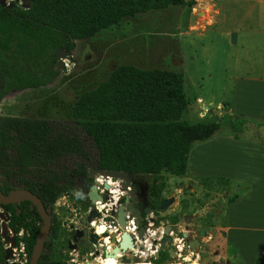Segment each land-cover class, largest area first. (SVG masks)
Wrapping results in <instances>:
<instances>
[{
    "label": "trees",
    "instance_id": "16d2710c",
    "mask_svg": "<svg viewBox=\"0 0 264 264\" xmlns=\"http://www.w3.org/2000/svg\"><path fill=\"white\" fill-rule=\"evenodd\" d=\"M16 1L11 0L10 8L0 5V100L10 91L49 84L56 75L52 69L56 50L68 53L74 40L89 38L123 17L184 2L29 0V7L23 9ZM186 104L181 72L118 64L104 80L75 96L70 117L76 128L48 119L0 115V143L3 135L6 146L14 148L3 158L0 155V160L19 167L28 183V173L40 166L39 161L70 152L85 153L79 135L83 132L96 149L101 166L183 176L191 147L220 133L223 125L205 116L195 122L181 120ZM233 117L224 126L229 135L239 139L248 120ZM251 123L264 127V123ZM250 139L264 144V134ZM41 183L46 184L45 201L52 203L60 194L59 184L54 177ZM235 187L238 191L246 188ZM33 238L25 240L27 259ZM3 262L0 247V264ZM36 264H43L42 256ZM253 264H264V247Z\"/></svg>",
    "mask_w": 264,
    "mask_h": 264
},
{
    "label": "flooded vegetation",
    "instance_id": "af4514ba",
    "mask_svg": "<svg viewBox=\"0 0 264 264\" xmlns=\"http://www.w3.org/2000/svg\"><path fill=\"white\" fill-rule=\"evenodd\" d=\"M2 138L1 158L14 151ZM80 139L85 153L70 152L39 161L40 166L28 173V183L19 167L0 160L1 195L28 191L47 215L49 225L39 254L43 264H198L203 258L206 264L220 262L214 258L218 252L211 247L213 235L208 231L218 220L192 187L167 173L101 166L91 140L92 150L86 152L82 136ZM99 169L124 172L125 176L106 175ZM51 177L59 184L60 194L47 203L43 197L46 184L41 182L48 183ZM190 198L194 201L188 206ZM166 199L171 201L162 206ZM186 207L189 209L181 212ZM1 225L13 239L10 246L0 234L3 264L27 263L25 240L33 235L34 243L42 225L36 205L26 199L0 202ZM219 234L224 236L221 229ZM124 237L129 245L122 246ZM232 253L220 264H241L235 249ZM19 255L22 261H18Z\"/></svg>",
    "mask_w": 264,
    "mask_h": 264
},
{
    "label": "rangeland",
    "instance_id": "374dc122",
    "mask_svg": "<svg viewBox=\"0 0 264 264\" xmlns=\"http://www.w3.org/2000/svg\"><path fill=\"white\" fill-rule=\"evenodd\" d=\"M16 3L20 4L21 0ZM208 4L220 14L213 13ZM209 13L213 23L201 30ZM222 13H228V17L230 13H264V0H184L182 4H169L164 8L123 17L89 38L74 40L73 48L65 52L63 67L56 71L49 84L10 91L3 96L0 115L48 119L76 128L70 117L75 96L104 80L116 65L132 64L144 69L181 72L187 104L180 119L195 122L201 115L211 117L214 121L220 120L223 125L219 131L228 134L224 123L231 121L235 114L223 113L219 116L215 111L218 110L216 104L225 106L231 95V44L234 37L229 28L236 24L228 17L224 18ZM223 105L220 106L221 111L225 110ZM246 122L240 136L250 139L252 132ZM259 130V134H264V127L260 126ZM80 136L86 152H91L89 137L83 132ZM214 148L205 150H209L216 161ZM199 158L202 160L201 152L192 159L198 161ZM200 164L206 167L203 161ZM177 180L192 187L196 196L214 211L212 215L218 220V225L208 231L213 235L211 247L218 252L214 258L222 262L226 255L233 254L234 248L226 245L224 236L219 234L220 229L224 232L221 212L225 200L239 192L238 189L234 183L220 178H195L184 174ZM177 200L178 197L175 198ZM193 201L190 198L188 206ZM172 208L178 209V206L172 205ZM188 209L183 208L181 212ZM18 261H22L21 255Z\"/></svg>",
    "mask_w": 264,
    "mask_h": 264
},
{
    "label": "crops",
    "instance_id": "0c3cea01",
    "mask_svg": "<svg viewBox=\"0 0 264 264\" xmlns=\"http://www.w3.org/2000/svg\"><path fill=\"white\" fill-rule=\"evenodd\" d=\"M208 5L213 13L220 14ZM222 14L228 17V13ZM228 20L236 24L229 28L234 37L231 44L232 89L228 103L216 105L219 110L223 105L232 114L248 121L264 123V13H230ZM212 23L209 13L201 30ZM210 147L217 149L214 148L216 161L210 151L205 150ZM200 152L202 160L194 161L193 156ZM185 175L220 178L246 186L232 200H225L221 223L226 245L236 250L241 264H253L260 248L264 247V144L217 133L191 147Z\"/></svg>",
    "mask_w": 264,
    "mask_h": 264
},
{
    "label": "water",
    "instance_id": "95a60500",
    "mask_svg": "<svg viewBox=\"0 0 264 264\" xmlns=\"http://www.w3.org/2000/svg\"><path fill=\"white\" fill-rule=\"evenodd\" d=\"M29 4H30L29 0H21L20 7L23 9H26L29 7ZM0 5L3 7H6V8H10L12 6V2L10 0H8V1L0 0ZM72 44L74 45V42ZM55 56H56V60L52 66V69L54 71H58L64 65L63 57L65 56V51L63 49H58L55 52ZM223 113L231 114V110L225 109V110L221 111L218 109L215 111V114H218L219 116H221ZM246 126L251 130L252 135L259 134V128L256 125H254L253 123L247 121ZM259 135H262V134L260 133ZM99 171L102 172L103 174L110 175V176H121V177L125 176L124 172H119V171H114V170L99 169ZM89 172H91V170ZM22 199H26V200H29L32 203H34L36 205V208H37L39 215L42 218V225L39 228L38 234L36 235L35 241H34L33 246H32V250H31L30 255H29V259L26 263V264H36L38 257H39V254H40V251H41V248H42L43 239H44L45 234L47 233V228L49 225L47 215L45 214L40 201L34 195H32L30 192L25 191V190H12V191L8 192V194L6 196H2L0 193V202H4V203L17 202V201L22 200ZM170 201H171V199L164 200V204L162 206H166ZM5 233H6V228L3 225H1V227H0L1 236L5 240L9 241L10 246H13V239L8 238L5 235ZM126 245H129V241H128L127 237H124L122 246H126ZM8 254H9V251H6L5 255H4L5 259L7 258ZM198 264H206V258H203Z\"/></svg>",
    "mask_w": 264,
    "mask_h": 264
},
{
    "label": "bare ground",
    "instance_id": "6f19581e",
    "mask_svg": "<svg viewBox=\"0 0 264 264\" xmlns=\"http://www.w3.org/2000/svg\"><path fill=\"white\" fill-rule=\"evenodd\" d=\"M65 61V60H64Z\"/></svg>",
    "mask_w": 264,
    "mask_h": 264
},
{
    "label": "built area",
    "instance_id": "2783aa9c",
    "mask_svg": "<svg viewBox=\"0 0 264 264\" xmlns=\"http://www.w3.org/2000/svg\"><path fill=\"white\" fill-rule=\"evenodd\" d=\"M24 260V259H23Z\"/></svg>",
    "mask_w": 264,
    "mask_h": 264
}]
</instances>
